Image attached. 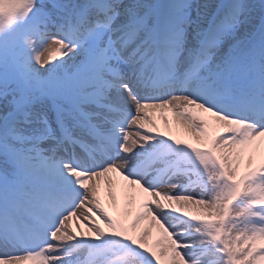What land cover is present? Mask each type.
<instances>
[{
  "label": "snow or ice",
  "instance_id": "snow-or-ice-1",
  "mask_svg": "<svg viewBox=\"0 0 264 264\" xmlns=\"http://www.w3.org/2000/svg\"><path fill=\"white\" fill-rule=\"evenodd\" d=\"M0 264H264V0H0Z\"/></svg>",
  "mask_w": 264,
  "mask_h": 264
},
{
  "label": "bare ground",
  "instance_id": "bare-ground-1",
  "mask_svg": "<svg viewBox=\"0 0 264 264\" xmlns=\"http://www.w3.org/2000/svg\"><path fill=\"white\" fill-rule=\"evenodd\" d=\"M152 112H153V111H152ZM161 112H163V111H161ZM148 115H149V114H148ZM149 119L154 120L155 123H158V122H159V119H154L153 117H150V116H149ZM174 121H175V119H174ZM175 123H176V122H175ZM113 179L116 180V181L119 180V178H118V177H115V176H113ZM101 185L104 186V178H101ZM148 227H149V226H148ZM153 231H155V230L153 229Z\"/></svg>",
  "mask_w": 264,
  "mask_h": 264
}]
</instances>
